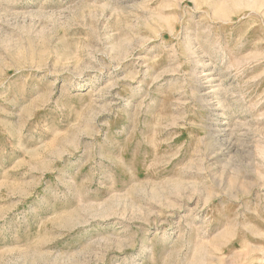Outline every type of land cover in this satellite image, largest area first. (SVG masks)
Instances as JSON below:
<instances>
[{"label":"rangeland","instance_id":"rangeland-1","mask_svg":"<svg viewBox=\"0 0 264 264\" xmlns=\"http://www.w3.org/2000/svg\"><path fill=\"white\" fill-rule=\"evenodd\" d=\"M0 264H264V0H0Z\"/></svg>","mask_w":264,"mask_h":264}]
</instances>
